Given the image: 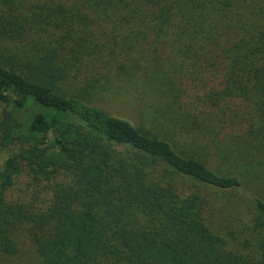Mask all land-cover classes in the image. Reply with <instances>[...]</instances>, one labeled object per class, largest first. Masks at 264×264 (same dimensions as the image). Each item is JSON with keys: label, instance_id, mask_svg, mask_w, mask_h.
I'll list each match as a JSON object with an SVG mask.
<instances>
[{"label": "trees", "instance_id": "obj_1", "mask_svg": "<svg viewBox=\"0 0 264 264\" xmlns=\"http://www.w3.org/2000/svg\"><path fill=\"white\" fill-rule=\"evenodd\" d=\"M0 103V264H264V0H0Z\"/></svg>", "mask_w": 264, "mask_h": 264}, {"label": "rangeland", "instance_id": "obj_2", "mask_svg": "<svg viewBox=\"0 0 264 264\" xmlns=\"http://www.w3.org/2000/svg\"><path fill=\"white\" fill-rule=\"evenodd\" d=\"M99 107L113 116L130 121L134 125L137 123V119L133 111L124 105L116 102H105L103 104H99ZM3 109L4 106L0 103V116ZM4 156L5 155L2 156L0 163L4 160ZM10 194L12 198L22 200L24 202H29L31 200L34 202L44 200L47 196L46 190L42 189V187H35L32 180H30L26 175L20 176L15 181Z\"/></svg>", "mask_w": 264, "mask_h": 264}]
</instances>
